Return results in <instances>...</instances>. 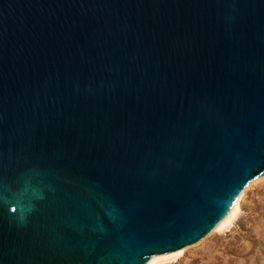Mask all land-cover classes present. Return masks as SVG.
<instances>
[{
	"label": "water",
	"instance_id": "obj_1",
	"mask_svg": "<svg viewBox=\"0 0 264 264\" xmlns=\"http://www.w3.org/2000/svg\"><path fill=\"white\" fill-rule=\"evenodd\" d=\"M264 176V0H0V264H148Z\"/></svg>",
	"mask_w": 264,
	"mask_h": 264
},
{
	"label": "rangeland",
	"instance_id": "obj_2",
	"mask_svg": "<svg viewBox=\"0 0 264 264\" xmlns=\"http://www.w3.org/2000/svg\"><path fill=\"white\" fill-rule=\"evenodd\" d=\"M233 223L214 230L173 260L158 264H264V176L245 190Z\"/></svg>",
	"mask_w": 264,
	"mask_h": 264
},
{
	"label": "bare ground",
	"instance_id": "obj_3",
	"mask_svg": "<svg viewBox=\"0 0 264 264\" xmlns=\"http://www.w3.org/2000/svg\"><path fill=\"white\" fill-rule=\"evenodd\" d=\"M244 194H245V192L237 200V202H236V204H235V206H234V208L230 214V217L227 218L226 220H224L223 222H221L216 227V229H215L216 231H221L223 229L228 228L233 223V221L237 218L238 214L241 211V205H242L241 202H242V199L244 197ZM183 253H184V250L182 249V250L172 252V253H168L165 255H158V256L153 257L148 262V264H158V263L163 262V261L173 260V259L180 257Z\"/></svg>",
	"mask_w": 264,
	"mask_h": 264
}]
</instances>
